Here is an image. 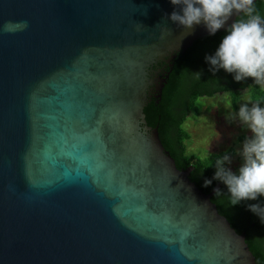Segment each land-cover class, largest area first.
<instances>
[{
  "label": "water",
  "instance_id": "water-1",
  "mask_svg": "<svg viewBox=\"0 0 264 264\" xmlns=\"http://www.w3.org/2000/svg\"><path fill=\"white\" fill-rule=\"evenodd\" d=\"M170 0H0V264H254L143 108L204 36ZM240 14L233 13L217 32Z\"/></svg>",
  "mask_w": 264,
  "mask_h": 264
},
{
  "label": "trees",
  "instance_id": "trees-1",
  "mask_svg": "<svg viewBox=\"0 0 264 264\" xmlns=\"http://www.w3.org/2000/svg\"><path fill=\"white\" fill-rule=\"evenodd\" d=\"M254 5L264 19V0H254ZM243 19L245 17L240 14L234 22ZM226 34L227 30L199 38L174 59L166 73L157 100L148 102L143 108V114L146 125L156 129L159 141L172 158L175 167L178 170L191 168L188 180L199 191L207 194L215 186L216 189H220L221 194L216 195L214 192L210 202L237 234L244 235V242L254 258V264H264V223L248 209L249 204L264 206V197L231 205L226 185L213 179L215 159L225 154L231 156L232 150L213 154L204 159L189 156L185 152V141L189 136L182 129V124L188 115H198L195 105L197 99L226 94L229 96V105L234 114L239 110L237 102L242 93L246 94L251 102L259 101L264 106V90L256 85L251 77L237 82L233 79L234 73H227L223 69L214 73L210 70L211 65L205 57L215 54ZM197 72L200 73L199 78L195 74ZM248 137L240 136L238 139L242 141ZM205 179L212 181L208 187H203Z\"/></svg>",
  "mask_w": 264,
  "mask_h": 264
},
{
  "label": "clouds",
  "instance_id": "clouds-1",
  "mask_svg": "<svg viewBox=\"0 0 264 264\" xmlns=\"http://www.w3.org/2000/svg\"><path fill=\"white\" fill-rule=\"evenodd\" d=\"M170 3L181 7L167 19L188 30L203 21L209 35L221 29L234 12L243 14L245 19L236 20L228 27L215 54L206 56L205 60L213 73L219 69L234 73L233 79L237 82L251 77L256 85L264 88V19L257 12L254 0H170ZM195 74L199 78L200 73ZM228 118L238 119L251 132L239 152L243 163L238 173L225 167L226 163H231L229 155L214 161L213 179L226 185L231 205H236L264 197V106L259 101L243 103L238 112ZM211 183L205 179L203 187ZM214 191L216 195L221 194L220 189ZM248 209L264 223V206L249 204Z\"/></svg>",
  "mask_w": 264,
  "mask_h": 264
},
{
  "label": "rangeland",
  "instance_id": "rangeland-1",
  "mask_svg": "<svg viewBox=\"0 0 264 264\" xmlns=\"http://www.w3.org/2000/svg\"><path fill=\"white\" fill-rule=\"evenodd\" d=\"M264 90V88H262ZM251 102L248 96L241 94L237 105ZM195 105L198 109L197 116L188 115L182 124V129L188 134L189 138L185 141V152L189 156L204 159L213 154L224 153L229 149L233 154L231 163L225 164L234 173L243 163L239 152L242 150L243 143L238 138L240 136H250L251 132L245 128L238 119H229L235 115L229 105V96L217 94L210 98H199ZM249 106L250 103H249ZM214 171L216 169L214 168Z\"/></svg>",
  "mask_w": 264,
  "mask_h": 264
}]
</instances>
